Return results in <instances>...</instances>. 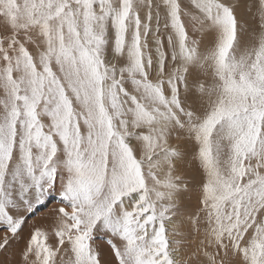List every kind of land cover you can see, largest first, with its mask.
<instances>
[{
  "label": "snow or ice",
  "instance_id": "obj_1",
  "mask_svg": "<svg viewBox=\"0 0 264 264\" xmlns=\"http://www.w3.org/2000/svg\"><path fill=\"white\" fill-rule=\"evenodd\" d=\"M49 199L20 264H264V0H0V251Z\"/></svg>",
  "mask_w": 264,
  "mask_h": 264
},
{
  "label": "rangeland",
  "instance_id": "obj_2",
  "mask_svg": "<svg viewBox=\"0 0 264 264\" xmlns=\"http://www.w3.org/2000/svg\"><path fill=\"white\" fill-rule=\"evenodd\" d=\"M238 18L246 21L248 24H252L251 14L248 13L244 9L237 10ZM198 179V178H197ZM185 205L193 207V209L197 206L196 195L195 192H190L184 197ZM195 206V207H194ZM60 207L59 204L55 203L54 199H49L46 205H43L37 208L34 212L27 215V219L23 224L22 230L19 233V236L10 241V248L8 252L0 251V264H8V257L11 255L12 260L11 264H20V251L26 246L28 239L30 238L32 232L36 228H42L46 231L51 232V225L53 223V219L56 216V210ZM3 230H0V241L3 239ZM107 239L106 237L104 238ZM48 244L54 245L57 243L54 236L50 235L47 241ZM117 243H119L117 241ZM95 247L101 252V258L103 264H115L114 255L111 252L110 246L104 242V240L98 239L95 243ZM190 248H194L195 245H190ZM68 257L65 256V259ZM59 264V254L57 257Z\"/></svg>",
  "mask_w": 264,
  "mask_h": 264
},
{
  "label": "bare ground",
  "instance_id": "obj_3",
  "mask_svg": "<svg viewBox=\"0 0 264 264\" xmlns=\"http://www.w3.org/2000/svg\"><path fill=\"white\" fill-rule=\"evenodd\" d=\"M198 178V177H197ZM184 203H185V201H184ZM189 210H192L193 209V207H190V206H186ZM195 207V206H194Z\"/></svg>",
  "mask_w": 264,
  "mask_h": 264
}]
</instances>
